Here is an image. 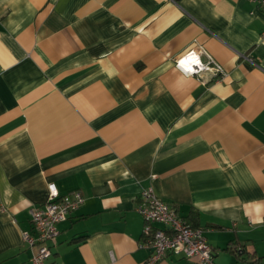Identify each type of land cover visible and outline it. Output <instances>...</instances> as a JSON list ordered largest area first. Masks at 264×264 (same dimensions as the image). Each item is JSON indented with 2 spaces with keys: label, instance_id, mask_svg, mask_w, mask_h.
<instances>
[{
  "label": "crops",
  "instance_id": "1",
  "mask_svg": "<svg viewBox=\"0 0 264 264\" xmlns=\"http://www.w3.org/2000/svg\"><path fill=\"white\" fill-rule=\"evenodd\" d=\"M263 31L248 0H0V264H31L50 184L84 202L45 264H144L145 189L213 264L264 263ZM195 50L223 81L175 67Z\"/></svg>",
  "mask_w": 264,
  "mask_h": 264
},
{
  "label": "built area",
  "instance_id": "2",
  "mask_svg": "<svg viewBox=\"0 0 264 264\" xmlns=\"http://www.w3.org/2000/svg\"><path fill=\"white\" fill-rule=\"evenodd\" d=\"M248 1L264 8V0ZM261 37L264 39V31ZM201 56H205L206 61H202ZM175 67L186 76L208 73L214 81L221 82L225 79L222 67L204 50L188 52L176 60ZM83 202L84 199L79 192L60 197L54 184L48 186L45 204L30 211L35 237L32 238L28 233L22 234L24 243L37 246L36 253L32 254L31 264H45L49 260L51 247L58 236L57 225L76 212ZM136 212L143 221L142 247L149 252L144 264H158L167 255L194 260L196 264H213L212 248L204 237V230L187 225L151 189L141 192Z\"/></svg>",
  "mask_w": 264,
  "mask_h": 264
},
{
  "label": "trees",
  "instance_id": "3",
  "mask_svg": "<svg viewBox=\"0 0 264 264\" xmlns=\"http://www.w3.org/2000/svg\"><path fill=\"white\" fill-rule=\"evenodd\" d=\"M257 262V261H256Z\"/></svg>",
  "mask_w": 264,
  "mask_h": 264
}]
</instances>
